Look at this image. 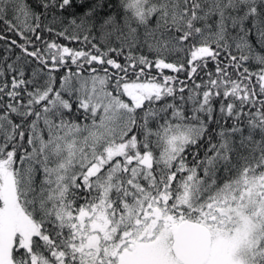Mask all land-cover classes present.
Here are the masks:
<instances>
[{
  "label": "snow or ice",
  "instance_id": "snow-or-ice-1",
  "mask_svg": "<svg viewBox=\"0 0 264 264\" xmlns=\"http://www.w3.org/2000/svg\"><path fill=\"white\" fill-rule=\"evenodd\" d=\"M0 264H264V0H0Z\"/></svg>",
  "mask_w": 264,
  "mask_h": 264
}]
</instances>
